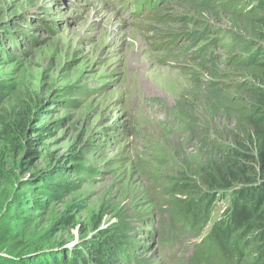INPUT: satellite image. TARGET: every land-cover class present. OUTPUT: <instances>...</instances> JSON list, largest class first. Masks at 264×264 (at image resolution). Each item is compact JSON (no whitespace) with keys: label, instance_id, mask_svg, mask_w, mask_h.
Listing matches in <instances>:
<instances>
[{"label":"rangeland","instance_id":"rangeland-1","mask_svg":"<svg viewBox=\"0 0 264 264\" xmlns=\"http://www.w3.org/2000/svg\"><path fill=\"white\" fill-rule=\"evenodd\" d=\"M136 1L0 0V167L27 160L2 208L16 199L11 210L23 214L27 203L33 239L59 238L66 246L114 214H131L139 260L183 264L195 239L186 233L171 250L158 240L170 201L162 188L183 161L204 160L202 132L216 137L217 128L233 124L210 108L205 86L228 80L232 87L235 71L224 64L220 40L214 46L199 38L204 21L228 27L233 18L222 14L217 22L189 0L140 10ZM11 108L29 119L16 148L3 130L14 127ZM68 151L80 156L65 161ZM59 162L66 177L50 181L70 188L46 189L33 173Z\"/></svg>","mask_w":264,"mask_h":264},{"label":"trees","instance_id":"trees-1","mask_svg":"<svg viewBox=\"0 0 264 264\" xmlns=\"http://www.w3.org/2000/svg\"><path fill=\"white\" fill-rule=\"evenodd\" d=\"M140 1L142 6L153 8L163 0ZM189 3L212 14L217 22L222 14L233 18L228 27L204 21L206 26L199 35L200 39L210 38L209 43L214 46L220 40L225 48L224 64L229 63L235 71L232 87L228 80H211L205 86L210 108L221 109L233 124L217 128L216 137L202 132L204 160L200 164L183 161L182 169L165 176L161 196L170 201L164 210L168 213L166 220L156 226L157 238L169 250L182 243L186 233L187 238L198 239L183 264H264V0ZM210 31L219 37H210ZM20 114L11 108L14 127H8L10 123L3 125L6 142L12 148L20 146L29 124L28 117ZM25 155L29 157L30 152ZM66 156L65 161L72 162L80 155L68 151ZM21 163L27 160L22 159ZM21 163L14 161L8 171L0 167V264H149L137 258L140 237L136 238L131 214H114L107 226L94 227L89 236L81 233L73 246H66L59 238L33 239L32 233L36 232L25 215L29 212L27 203L21 206L23 214L11 210L16 199L2 208L19 180ZM63 167V162L55 163L51 171L41 169L33 175L46 189L67 190L71 183L50 181L52 177H66L61 171ZM28 185H32L29 180L25 186ZM220 199L227 203L223 212L213 218L214 204ZM68 220L65 215L59 222Z\"/></svg>","mask_w":264,"mask_h":264},{"label":"clouds","instance_id":"clouds-1","mask_svg":"<svg viewBox=\"0 0 264 264\" xmlns=\"http://www.w3.org/2000/svg\"><path fill=\"white\" fill-rule=\"evenodd\" d=\"M221 203H222V206H221V208H220V213L218 214V216L223 212V210H224V208H225V205H226L227 201H226V200H222V199H220V200H218V201L214 204V207H213V210H214V209H215V206L220 205ZM213 214H214V211H213ZM212 216H213V215H212ZM218 216H217V217H218ZM217 217H215V218H217ZM210 225H211V224H209V226L206 227V229H204L203 234L207 233V231H208ZM193 239H194V238H193ZM197 240H198V239H195L193 242H197Z\"/></svg>","mask_w":264,"mask_h":264}]
</instances>
